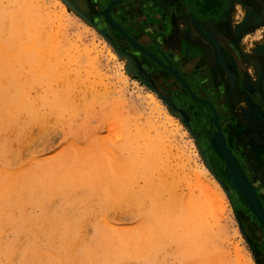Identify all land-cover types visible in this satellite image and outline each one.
I'll return each mask as SVG.
<instances>
[{
	"label": "rangeland",
	"instance_id": "1",
	"mask_svg": "<svg viewBox=\"0 0 264 264\" xmlns=\"http://www.w3.org/2000/svg\"><path fill=\"white\" fill-rule=\"evenodd\" d=\"M58 1L0 0V264H259L247 215L261 226L215 149L218 116L186 92L165 49L197 44L186 84L198 97L213 82L240 126L225 132L242 143L252 119L264 124L249 104L262 92L264 108V0H181L155 33L137 31L145 5L132 19L130 5L114 15L109 0ZM24 4L56 37L45 66L3 56L8 14Z\"/></svg>",
	"mask_w": 264,
	"mask_h": 264
},
{
	"label": "flooded vegetation",
	"instance_id": "2",
	"mask_svg": "<svg viewBox=\"0 0 264 264\" xmlns=\"http://www.w3.org/2000/svg\"><path fill=\"white\" fill-rule=\"evenodd\" d=\"M111 0L108 1L107 5H109V2ZM150 1V0H143L140 2H137L136 0H121L119 3L115 4L111 9H110V13H113L115 15V10L118 6L120 5H130L131 9H130V14L132 19L136 18L134 15V11H139L142 9V7L145 5L146 6V13L148 16H146V22L147 24H141L140 28L137 29V31H140L142 27H146L145 30L147 31H152L155 30L154 28H159L161 25L165 26V22L169 21L172 19L173 14L174 17H177V14H180V8L177 9L178 13H173L172 12V7H168L165 8V6H161L159 5V7L161 8H165V12L169 13V17L165 16L164 13H162V15H157L156 18L152 16L151 12L154 9H157L158 7L156 6V4ZM136 5L139 7H136ZM175 7V6H174ZM178 8V7H176ZM173 8V9H176ZM113 10V11H112ZM168 10V11H167ZM161 12V10H160ZM163 12V10H162ZM152 19L153 22L156 20V26H153L154 23H152ZM161 21V23H160ZM151 22V23H148ZM159 22V23H158ZM153 26V27H152ZM153 28V29H152ZM124 31L130 35L129 37L131 39H133L137 44L140 43L141 45H143L144 43H142L141 40H139V38L137 36H139L141 33L139 32H135V30L128 28L125 24L123 26ZM155 33V32H154ZM147 36L153 35L152 33L149 34V32L146 33ZM185 36V35H184ZM185 40H178L177 38L173 40V44L172 46L174 47L171 49L166 50L165 49V45H163V50L165 49V52H167V54L169 55L170 60L172 61V63L174 65H178V67L181 70V73L184 76V80L186 81V83H189L190 79V75L187 73L185 67L194 63V66L196 67L197 63L199 62V59H189L188 55L190 56L191 53L195 52V51H199L197 44H192L187 42V37L185 36L184 38ZM217 39L219 40V42H223L221 39H219V37H217ZM222 46H224V48L226 47L223 43H221ZM147 46V47H146ZM143 47L145 49H147L149 51L152 50V47L144 44ZM177 54V55H176ZM202 61L204 62L205 59ZM205 63V62H204ZM204 72V71H202ZM205 74V73H203ZM202 83V88L201 91H199L198 93V97H197V101L198 102H204L205 109H207L208 111L212 112L210 110V108L207 105L208 101H211V103L214 105L216 112H217V116L219 119V124H220V132L221 135L224 139V142L227 146V148L230 150V152L234 155V157H236V159L239 161V163L242 165L245 173L247 174L249 180L252 182L257 195L259 196L260 200H261V205L263 206L264 209V124H262V119L258 122L255 119H252L250 121V124L248 125V130H250V132L252 133V136L250 138H248L247 140H243L242 143L236 142V140H234V138H232L231 136L227 135L225 130L226 127L228 126V128L230 127H234L236 126L238 129H240L238 127V122L236 123L235 121L233 122V119L229 121V119L227 117H231L230 114L228 115V106L227 104H224V102L222 101L221 95L219 92L215 91L214 89V84L212 82V84L210 83V80H205L202 79L201 80ZM260 84V83H258ZM262 91V89H260ZM262 92L257 93L255 98L249 99V104L250 106H253L256 112H260V116L262 117V112H264V108H263V101H262ZM224 101H228V99H223ZM207 101V102H206ZM245 128V127H243ZM240 132V131H238ZM244 143V144H243ZM234 201L237 203V205L240 206L241 204V199L239 196H234ZM246 232L247 234L250 236V239L252 241L253 247H254V251H255V256L257 258V261L259 264H264V229L261 227H258L259 225L257 224V222L250 216L247 215V221H246ZM263 229V230H262Z\"/></svg>",
	"mask_w": 264,
	"mask_h": 264
},
{
	"label": "bare ground",
	"instance_id": "3",
	"mask_svg": "<svg viewBox=\"0 0 264 264\" xmlns=\"http://www.w3.org/2000/svg\"><path fill=\"white\" fill-rule=\"evenodd\" d=\"M121 0H111L109 2L110 7L112 8L115 4L119 3ZM57 3L60 7L64 8V4L63 2H60L57 0ZM2 8V7H1ZM34 9V8H33ZM113 11V10H112ZM11 12V11H10ZM14 13V14H13ZM11 12L10 14H8L9 20H10V26L6 27L8 28L9 31V38L8 40H6L4 42V44H2V47L6 48L4 51V58L9 61L10 59H19L22 63V61L28 62L29 64H31L33 67L36 66H42V64L45 66V62H46V57L50 55V53H53L55 50V45L54 42H52L54 40V37L50 36V38H47V33L46 31L43 30L42 28V24H41V20L40 18H38L37 16L34 15V12L30 9V7H28L27 5H22L20 8V12L15 13V12ZM16 14V15H15ZM3 16V15H2ZM7 17V15L5 16ZM3 20V19H2ZM2 22V21H1ZM6 22V20H5ZM4 22V23H5ZM46 22V21H45ZM5 27V26H3ZM3 29V28H2ZM1 29V23H0V32L2 31ZM4 31L5 28L3 29ZM53 32V31H52ZM57 34V33H56ZM1 36L4 34H0ZM0 36V38H1ZM57 36V35H56ZM130 36V35H129ZM53 38V40H52ZM4 39V37H3ZM52 40V41H51ZM1 43V41H0ZM1 46V45H0ZM1 47V48H2ZM0 53L2 52L3 49H0ZM2 54V53H1ZM2 56V57H3ZM1 57V56H0ZM10 62H13L12 60H10ZM9 62V65L11 64ZM1 64V63H0ZM1 66V65H0ZM25 66V65H24ZM5 67V66H4ZM2 68V66L0 67ZM23 69V68H22ZM30 69H34V68H30ZM36 70V69H35ZM4 71V70H3ZM41 71H45L44 73H46V70H41ZM43 73V74H44ZM54 71L51 73L53 74ZM48 74V73H47ZM41 75V74H40ZM36 76V75H35ZM44 76V75H43ZM46 76V75H45ZM52 76V75H51ZM39 77V76H38ZM34 78V77H33ZM31 78V79H33ZM42 78V77H41ZM27 79V78H26ZM27 81V80H26ZM34 82H36L35 80H33ZM30 82V81H29ZM33 82V83H34ZM186 82V81H185ZM32 83V82H31ZM32 83V84H33ZM69 88V87H68ZM4 100V99H3ZM2 102V101H1ZM0 102V103H1ZM207 102V101H206ZM4 103V102H3ZM27 106V103H25ZM3 105V104H2ZM208 107L210 108V110L212 112H215V115H217L216 109L214 107V105L211 103V101L207 102ZM30 107V106H28ZM32 107V106H31ZM33 107H35L33 105ZM23 108H25L23 106ZM22 108V109H23ZM38 108V107H37ZM26 109V108H25ZM30 110V108L28 109V111ZM32 110H35L32 109ZM27 111V110H26ZM27 111V112H28ZM32 112V111H31ZM30 112V113H31ZM38 112V110H37ZM36 112V114H37ZM35 114V115H36ZM40 114V113H39ZM30 115V114H29ZM41 115V114H40ZM38 116V115H37ZM36 116V117H37ZM44 116V115H43ZM39 117V116H38ZM37 117V118H38ZM35 118V117H34ZM33 118V119H34ZM40 118V117H39ZM32 119V120H33ZM43 119V117H42ZM36 120V119H35ZM41 120V119H39ZM38 120V123H39ZM24 122V121H23ZM41 122V121H40ZM31 123V122H30ZM26 125V124H25ZM24 126V125H23ZM20 127V126H19ZM23 128V127H22ZM25 129V128H24ZM18 131V130H17ZM20 132V131H19ZM18 133V132H17ZM24 139V138H23ZM7 140V139H6ZM27 142V141H26ZM218 142V141H217ZM220 146L222 147V144L226 147V149L229 151V149L227 148L224 140L222 142V140L220 139L219 141ZM224 148V147H223ZM231 150V149H230ZM153 151V150H152ZM226 151V150H225ZM151 153V157H153L155 151L150 152ZM229 153L231 154V156L233 157V159L235 160L237 166H238V170L241 171L237 172L235 174H233V176L235 177V179L238 181L239 184V188L240 191L242 192V194L245 196L246 200V204L248 206V208L250 207L249 205H251L252 209L255 210L257 213H259V215L262 216L263 221H264V209L263 206L261 205V200L259 198V196L256 193V190L254 188V186L252 185L251 181L249 180L247 174L245 173L242 165L239 163V159L237 160L236 157H234V155L229 151ZM154 160V159H153ZM150 161V159H149ZM155 162V161H154ZM152 162V164L154 163ZM235 162H233V167L237 170V166L235 164ZM142 164H144V162H142ZM151 164V163H150ZM151 164V166H152ZM139 169V168H138ZM169 171V170H168ZM146 174V173H145ZM150 175V174H149ZM149 179V177L147 178ZM146 179V181H147ZM161 179V178H160ZM159 179V180H160ZM150 180V179H149ZM162 180V179H161ZM151 181V180H150ZM171 182V181H170ZM149 183V182H148ZM155 184V183H152ZM149 186V185H148ZM152 186V185H151ZM149 186V187H151ZM155 186V185H154ZM161 186L163 187V189L169 191H174L172 189H174V183L172 185H170V183L167 182V180L165 181L164 179L162 180ZM148 187V188H149ZM158 189V188H157ZM161 189V187H160ZM159 189V190H160ZM158 190V191H159ZM162 190V189H161ZM217 190V188H216ZM203 193V192H202ZM175 194V191L174 193ZM172 194V195H173ZM233 194V193H232ZM169 195V194H168ZM214 195V193H213ZM162 196V194H161ZM176 196V195H175ZM163 197V196H162ZM208 197V196H207ZM215 197V196H214ZM213 197V198H214ZM169 198V197H167ZM175 198V197H174ZM202 198V197H201ZM205 198V197H204ZM209 198V197H208ZM207 198V199H208ZM162 199V198H161ZM210 200H212L211 198H209ZM218 198H216L217 200ZM165 200V199H164ZM169 200V199H168ZM172 200V199H171ZM168 201L169 203L166 204V207L169 208L170 211H174L175 207H173L174 205L172 204V202ZM202 200V199H201ZM219 200V199H218ZM158 201V200H157ZM174 201V200H173ZM215 201V200H214ZM249 201V203L247 202ZM213 202V201H212ZM165 203V202H163ZM205 203V202H204ZM159 203H157L158 205ZM214 204V202H213ZM195 205V204H194ZM197 205V204H196ZM205 205V204H204ZM201 206V207H205V206ZM162 206V205H161ZM210 206V205H209ZM164 207V206H163ZM198 207V206H197ZM196 208V207H195ZM197 210V209H196ZM199 210V209H198ZM202 210V209H201ZM200 211V210H199ZM199 215V214H198ZM178 218V217H177ZM262 228V227H261ZM264 229V228H263ZM262 229V230H263ZM201 234V233H200ZM196 236V234H194Z\"/></svg>",
	"mask_w": 264,
	"mask_h": 264
},
{
	"label": "water",
	"instance_id": "4",
	"mask_svg": "<svg viewBox=\"0 0 264 264\" xmlns=\"http://www.w3.org/2000/svg\"><path fill=\"white\" fill-rule=\"evenodd\" d=\"M110 5L107 6V13H110ZM116 27V26H115ZM116 29H118L123 36L136 48H138L139 50H141L144 54H148L149 56H152L149 51L147 49H145L142 46H139L133 39H131L129 37L128 34H126V32H124L121 28L116 27ZM169 69V68H168ZM175 75L178 77V79L180 80L181 85L183 86V88L186 90V92L194 99V100H198L197 97L194 96L193 92L188 88L186 82L182 79V77L180 76V74H178V72H175ZM215 115V112H213ZM215 138H216V143H215V149L218 153V155L225 161L226 163V171L228 172V176H229V183L231 188H233L245 201L247 200L245 198V196L242 194V192L240 191L239 188V184L238 181L235 179V175L233 176V174L240 172V170H238V166L235 162V160L233 159V157L231 156V154L229 153V151L226 149V147L222 144V147L220 146V139L223 142V137L221 135V132L218 131L217 133H215ZM218 141V142H217ZM224 147V148H223ZM226 150V151H225ZM233 162H235L236 166H237V170L233 167ZM249 203V201H247ZM249 210L252 212V214H254V216L257 218V220L260 223V226L262 228H264V221L261 215H259V213H257L255 210L252 209L251 205H249Z\"/></svg>",
	"mask_w": 264,
	"mask_h": 264
},
{
	"label": "crops",
	"instance_id": "5",
	"mask_svg": "<svg viewBox=\"0 0 264 264\" xmlns=\"http://www.w3.org/2000/svg\"><path fill=\"white\" fill-rule=\"evenodd\" d=\"M150 1L153 4L155 3L157 7H159V5L166 6V4L174 3V1H172V0L171 1L170 0H150ZM205 1H206L205 3H207L208 1L210 2L211 0H205ZM181 3H182V1L181 0H178V2L174 3L175 4V7L174 8L178 7V5H180ZM183 3L186 5L187 2H184L183 1ZM177 9L178 8L172 9L173 10L172 12L177 14L178 13V10Z\"/></svg>",
	"mask_w": 264,
	"mask_h": 264
}]
</instances>
